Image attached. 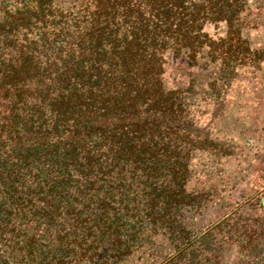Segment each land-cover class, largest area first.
<instances>
[{"label":"trees","instance_id":"1","mask_svg":"<svg viewBox=\"0 0 264 264\" xmlns=\"http://www.w3.org/2000/svg\"><path fill=\"white\" fill-rule=\"evenodd\" d=\"M247 31L264 0H0V264H264V141L211 133Z\"/></svg>","mask_w":264,"mask_h":264},{"label":"rangeland","instance_id":"2","mask_svg":"<svg viewBox=\"0 0 264 264\" xmlns=\"http://www.w3.org/2000/svg\"><path fill=\"white\" fill-rule=\"evenodd\" d=\"M205 30L210 36L217 37L221 34L223 26L207 25ZM242 37L246 39L250 50L264 49L262 31H247ZM259 64L257 71H252L250 68L238 69L236 78L223 96L219 112L211 124V133L214 136L244 144L243 147L241 146L242 153L246 152L248 155L254 150L257 138L264 141V100L261 99L264 88V61ZM188 72H192V69L184 60L169 59L166 64V82L171 85L178 73L185 78L184 74ZM193 108L196 111V120L200 124L209 123L211 108L209 109L204 101L198 100V104ZM257 121L258 132L252 130V125L257 124ZM238 164L232 161L229 164V171H234ZM243 194L264 196V157L240 184L234 186L229 203H232L236 196ZM261 201L264 204V200Z\"/></svg>","mask_w":264,"mask_h":264}]
</instances>
